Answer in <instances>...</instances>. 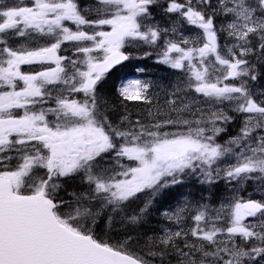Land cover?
<instances>
[{
    "label": "snow or ice",
    "instance_id": "snow-or-ice-1",
    "mask_svg": "<svg viewBox=\"0 0 264 264\" xmlns=\"http://www.w3.org/2000/svg\"><path fill=\"white\" fill-rule=\"evenodd\" d=\"M143 44L183 73L185 88L117 77L111 91L125 109L151 106V119L124 116L121 127L101 89ZM256 62L264 66V0H0V264H264V90L253 87L264 67ZM185 89L195 95L179 96ZM191 176L223 180L228 195L218 207L185 199L164 211L177 227L149 237L146 250H133L131 235L97 230L120 214L142 224L153 202ZM77 182L85 187L69 192ZM186 218L192 226H181Z\"/></svg>",
    "mask_w": 264,
    "mask_h": 264
},
{
    "label": "trees",
    "instance_id": "trees-1",
    "mask_svg": "<svg viewBox=\"0 0 264 264\" xmlns=\"http://www.w3.org/2000/svg\"><path fill=\"white\" fill-rule=\"evenodd\" d=\"M164 2V0H161ZM221 19V18H218ZM254 59V58H253ZM255 62V61H254ZM257 63V68L260 69L264 66L260 65L259 62ZM253 87L259 92L261 90H264V80L260 82H256V84L253 85ZM110 98V94L107 95ZM239 128V122H236V126L232 127L229 126V131L226 134L221 135V137L229 136L232 133H235L237 129ZM225 139V138H224ZM85 187L84 185L79 184V182L75 184H70L68 186V191H72L73 189H81ZM172 193L171 196H168L166 198L160 199L159 202H153V205L151 208H149L148 213L145 215L144 222L140 225L131 226L128 225L126 219H124L123 214L117 215L113 218L111 228L108 227V222L104 219H101L100 222L97 225V230L101 232H107L111 237L114 239H123L127 235L132 236V240L130 241V245L133 250H141L145 248V245L148 243L149 237H154L156 234H162L161 229L164 227H172V222L165 220L163 218L162 213L164 211H171L177 207V200H180L181 197L184 195H175L176 190L170 189L167 190ZM62 195H65L66 199H69L66 194L62 193ZM217 196L212 197V201L214 202V199H216ZM163 205V206H162ZM141 207L143 205H140ZM136 206H134L135 209ZM131 211V210H130ZM182 223H184L183 227H190L194 223L190 218H186ZM153 259V264H160L159 258H151ZM168 260L171 261V264H177L175 257H168Z\"/></svg>",
    "mask_w": 264,
    "mask_h": 264
},
{
    "label": "flooded vegetation",
    "instance_id": "flooded-vegetation-1",
    "mask_svg": "<svg viewBox=\"0 0 264 264\" xmlns=\"http://www.w3.org/2000/svg\"><path fill=\"white\" fill-rule=\"evenodd\" d=\"M80 3L83 4L82 2ZM71 27L75 28L74 25H71ZM19 39L21 42L28 43L29 46H32L31 41L25 40V38H19ZM44 42H45V38L43 37L39 38V43H44ZM66 47H68V45L62 46L61 54L72 56L71 50L64 51ZM127 51H129L132 57L134 58L130 59L129 61H126L123 65L118 66L120 69L119 72H117L115 69L113 70L115 75L110 74L111 80L108 82L107 85H105L101 89V93H100L106 100H109L110 102L109 105H111L113 109V114L116 120L119 121L120 123L121 121H123V123L125 124H127V121L123 120L124 116H128L130 120L134 121L133 119L134 114L135 113L138 114L140 110L142 111V114L148 115L145 109L148 108L149 106L138 104L137 102L134 101H128L125 102V104H127V109H125V107L120 103L117 96L111 91V84L117 79V77H121L125 75L138 76L141 79L149 80L154 83L161 84L163 86L165 84L164 83L165 65H160L156 62L157 54H156V50L153 47L147 44H143L140 47L129 48ZM146 52H151L152 54L149 56H145ZM32 67L35 68L38 66H32ZM138 67L145 69V71L143 73L137 72ZM28 68L29 66L27 65L22 66V70H27ZM108 94H110V98L107 96ZM64 95H67V93H64ZM75 98L80 99L81 95L76 94ZM47 106L54 107L55 105L50 103V105H45V107ZM49 119H52V117L50 116Z\"/></svg>",
    "mask_w": 264,
    "mask_h": 264
},
{
    "label": "rangeland",
    "instance_id": "rangeland-1",
    "mask_svg": "<svg viewBox=\"0 0 264 264\" xmlns=\"http://www.w3.org/2000/svg\"><path fill=\"white\" fill-rule=\"evenodd\" d=\"M87 6H91V5H87ZM164 24L166 25V26H171L169 23H167V20H165V22H164ZM182 31H184V33L186 34V35H188V36H194L195 35V33H196V30H194V29H190V28H185V29H182ZM221 39L223 40V36L221 37ZM166 66V65H165ZM166 67H168V66H166ZM169 68V67H168ZM169 69H171V68H169ZM171 70H173V69H171ZM175 70V69H174ZM178 75H179V79H175V81H176V83L174 82V79H173V72H170L169 71V75H166L167 74V72H166V74H165V76L166 77H169L171 80H170V83H169V85H167V87H164L165 89H166V91L167 92H169V93H171L174 89H176L177 87H179V88H185V84H184V82H183V79H182V76H183V73H181L179 70H177V72H176ZM162 95V94H161ZM161 95H160V97H161ZM178 95L179 96H181V97H184L186 100L187 99H190L192 96H194L195 95V93H192V92H189V91H187L186 89H185V91H182V92H179L178 93ZM179 102V101H178ZM172 115L173 116H175L176 115V113H172ZM235 135V134H234ZM233 136V135H232ZM218 140H219V142L220 143H224L227 139H224V138H222V137H219L218 138ZM194 177H196V176H191V177H188V178H194ZM197 178V177H196ZM187 179V178H186ZM185 179V180H186ZM197 181V180H196ZM221 181H223V180H221ZM224 182V181H223ZM186 182H184L182 185H184ZM225 183V182H224ZM198 185L199 186H201V187H203V188H205L206 190H207V192H208V194H210L211 192H212V190H213V188L215 187V185H207V184H202V183H200V182H198ZM253 185L251 184V182H249V187H248V191H252L253 190ZM227 195H228V191H227ZM223 196H226V194H223ZM202 203H204V202H202ZM251 219V218H250ZM184 223H182V225H183ZM181 225V226H182ZM172 227H177L176 225H174L173 223H172Z\"/></svg>",
    "mask_w": 264,
    "mask_h": 264
}]
</instances>
